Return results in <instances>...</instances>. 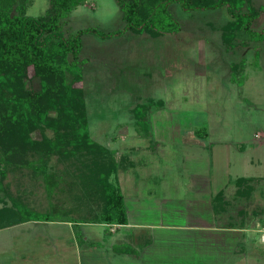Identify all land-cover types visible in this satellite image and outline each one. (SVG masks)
Masks as SVG:
<instances>
[{"label":"rangeland","instance_id":"obj_1","mask_svg":"<svg viewBox=\"0 0 264 264\" xmlns=\"http://www.w3.org/2000/svg\"><path fill=\"white\" fill-rule=\"evenodd\" d=\"M249 1L256 33L235 32L230 45L221 38L231 20L225 7L188 11L178 3L171 5L181 26L174 34L82 33V80L74 86L84 96L89 135L104 150L98 159L116 163L109 181L120 187L129 223H78L99 213L74 175L78 159L69 168L55 155L46 162L60 183L49 197L35 173L40 162L29 154L36 168L9 170V193L34 210L54 202L68 213L1 228L0 264H112L105 248L116 233L131 243H119L131 250L124 264H264V0ZM48 7L49 0H29L25 13L36 17ZM123 26L116 0H84L68 13L64 34ZM136 106L147 134L135 123ZM239 177L252 178L248 198H234ZM220 189L228 204L214 223L223 231L185 239L184 226L208 220L198 202Z\"/></svg>","mask_w":264,"mask_h":264},{"label":"trees","instance_id":"obj_2","mask_svg":"<svg viewBox=\"0 0 264 264\" xmlns=\"http://www.w3.org/2000/svg\"><path fill=\"white\" fill-rule=\"evenodd\" d=\"M116 2L124 21L120 31L85 28L65 35L68 13L84 0H49L46 11L36 17L25 13L29 0H0V229L27 221L61 220L68 213L60 212L54 202L45 211L34 210L9 193L3 183L9 170L23 163L36 168L33 161L26 162L29 154L36 155L40 162L35 173L40 171L42 174L49 197L60 183L54 173L46 171V162L55 155L69 168L70 161L78 159L80 165L74 175L86 199L99 208L97 215L80 218L78 223L112 222L121 226L128 223L120 187L109 181L111 172L117 170L116 163L111 160L108 165L98 159V152L104 150L89 135L84 96L81 88L74 86L82 80L79 64L82 33L101 37L126 30L152 37L174 34L181 26L172 17L173 3L188 11L225 7L231 17L222 26L221 38L226 45L231 44L235 32L246 33L250 38L256 33L251 25L258 12L250 7L249 0ZM258 34L264 37V26ZM134 109L137 110L135 123L146 129L147 134L144 116L138 112V106ZM47 129L53 132V136L46 134ZM35 131L39 132V138L33 137ZM250 181L252 178L247 177L235 180V199L250 196L253 191ZM223 192L224 189L218 190L210 200L214 215L224 211L228 204ZM128 249L114 246L116 253L130 252Z\"/></svg>","mask_w":264,"mask_h":264},{"label":"crops","instance_id":"obj_3","mask_svg":"<svg viewBox=\"0 0 264 264\" xmlns=\"http://www.w3.org/2000/svg\"><path fill=\"white\" fill-rule=\"evenodd\" d=\"M210 194L208 193V196L206 197V200L205 201L198 202V206L199 207L203 208L204 210L205 209L207 210V212L204 213V216H207L208 217V220L206 222H202L201 224H198V225L193 224V225H190V226L189 225L188 226H184V228H185L184 229L185 239H187L189 241L190 240H193V241L194 240L195 241L197 240L198 241V239H200V238H208V237L211 239L210 234H213L214 236H216V233H218L217 231H223L221 228H218L217 225L214 223V221H215V215H214V213L212 211V206H211V202H210V200H211L210 198H212V196L210 197ZM128 223H129V219H128ZM128 223L126 225H122V226L126 227L128 225ZM118 227H120V226H118ZM70 228H72V226ZM237 231H241V230H237ZM116 234H114V238H116V240L113 242L114 244L109 242V245L111 247H107L105 249H109V251H111L114 254L111 257L112 264H124V263H126L125 262L126 261V258H122V257H124V256H122L124 253H116L114 251V246L119 245V243H126V242L128 244H131V243H130V241H127V240H125V241L120 240L119 238H117V235ZM110 236H109V238H110ZM225 239H228V238H225ZM262 243H264V242H262ZM232 251H233V248H232ZM232 251H231V254L233 253ZM102 263L103 262H101V264Z\"/></svg>","mask_w":264,"mask_h":264},{"label":"built area","instance_id":"obj_4","mask_svg":"<svg viewBox=\"0 0 264 264\" xmlns=\"http://www.w3.org/2000/svg\"><path fill=\"white\" fill-rule=\"evenodd\" d=\"M259 233H260V239L264 241V224L261 226Z\"/></svg>","mask_w":264,"mask_h":264}]
</instances>
